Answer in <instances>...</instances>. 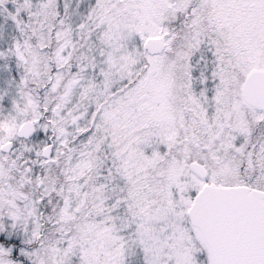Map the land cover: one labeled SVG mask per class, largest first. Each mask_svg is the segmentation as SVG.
<instances>
[{
	"label": "snow or ice",
	"instance_id": "6c2138e0",
	"mask_svg": "<svg viewBox=\"0 0 264 264\" xmlns=\"http://www.w3.org/2000/svg\"><path fill=\"white\" fill-rule=\"evenodd\" d=\"M0 234V264H264V0H0Z\"/></svg>",
	"mask_w": 264,
	"mask_h": 264
},
{
	"label": "trees",
	"instance_id": "16d2710c",
	"mask_svg": "<svg viewBox=\"0 0 264 264\" xmlns=\"http://www.w3.org/2000/svg\"><path fill=\"white\" fill-rule=\"evenodd\" d=\"M4 236V235H3ZM13 237H15V236H13ZM12 238V237H11ZM16 239H15V241H16V243H10V241H8V239H7V243H9V244H13V245H17V246H19L20 244H21V240H20V238H18V237H15ZM2 239H4V237H2V235L0 236V240H2ZM16 255V252H14V256ZM22 258L23 257H20V259L22 260Z\"/></svg>",
	"mask_w": 264,
	"mask_h": 264
},
{
	"label": "flooded vegetation",
	"instance_id": "af4514ba",
	"mask_svg": "<svg viewBox=\"0 0 264 264\" xmlns=\"http://www.w3.org/2000/svg\"><path fill=\"white\" fill-rule=\"evenodd\" d=\"M2 237L4 236L2 235ZM15 239H16L15 237H12V238H9L8 241H10V243H16ZM2 240H5V237ZM22 260H24V258H22ZM25 264H27V261H25Z\"/></svg>",
	"mask_w": 264,
	"mask_h": 264
},
{
	"label": "rangeland",
	"instance_id": "374dc122",
	"mask_svg": "<svg viewBox=\"0 0 264 264\" xmlns=\"http://www.w3.org/2000/svg\"><path fill=\"white\" fill-rule=\"evenodd\" d=\"M3 235V234H0V236Z\"/></svg>",
	"mask_w": 264,
	"mask_h": 264
}]
</instances>
